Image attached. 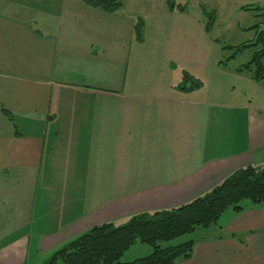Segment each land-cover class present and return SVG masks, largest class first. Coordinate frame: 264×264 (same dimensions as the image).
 Wrapping results in <instances>:
<instances>
[{"label": "crops", "instance_id": "1", "mask_svg": "<svg viewBox=\"0 0 264 264\" xmlns=\"http://www.w3.org/2000/svg\"><path fill=\"white\" fill-rule=\"evenodd\" d=\"M168 1L107 13L0 0V264L47 261L96 225L182 205L264 162V103L236 109L161 77L127 88L139 7L158 22ZM243 205L177 264H264V204Z\"/></svg>", "mask_w": 264, "mask_h": 264}, {"label": "rangeland", "instance_id": "2", "mask_svg": "<svg viewBox=\"0 0 264 264\" xmlns=\"http://www.w3.org/2000/svg\"><path fill=\"white\" fill-rule=\"evenodd\" d=\"M121 1L123 4L117 13L137 7L134 6L135 0ZM257 3L264 5L262 0H169L166 9L170 8L174 13L159 20L161 23L149 16L148 6L139 7L143 9L139 10L141 15H136L137 21L134 19V22L135 26L140 27L141 39L136 38L133 50L128 48L129 54L128 50L125 51L128 59L123 76L129 79L127 88L149 89L150 86H144L146 82L150 78L161 77L178 81V85L182 83L185 87H192L197 82L202 88L199 90L200 99L217 97L236 109L249 103H264V79L255 80L253 70L245 67L243 71L238 70L252 59L256 48L246 47L235 54V49L229 47L255 37L257 31L248 28L259 19L255 12H244L240 7ZM3 115L9 119L5 113ZM215 128L220 132L227 131L222 130L223 126ZM243 203L252 201L245 200ZM228 211L218 223L209 228L198 227L193 233L174 242L188 239L197 241L203 236L214 234L220 230L218 227L221 224L228 222ZM151 249L150 245L137 242L126 251L122 261L147 256ZM39 258L32 254L28 264L47 262Z\"/></svg>", "mask_w": 264, "mask_h": 264}, {"label": "trees", "instance_id": "3", "mask_svg": "<svg viewBox=\"0 0 264 264\" xmlns=\"http://www.w3.org/2000/svg\"><path fill=\"white\" fill-rule=\"evenodd\" d=\"M81 1L107 13L120 10L123 4L121 0ZM240 9L255 12L259 20L248 29L257 32L252 40L229 47L235 49V54L246 47L256 48L252 59L238 70L243 71L244 67L253 70L254 79L261 81L264 79V5L248 4ZM136 33L141 39L138 25ZM178 87L192 90L201 86L194 82L192 87L182 83ZM2 110L13 120L10 110L5 107ZM245 200L264 204V162L234 170L215 187L182 205L136 213L122 224L109 221L96 225L57 249L45 264H177L192 257L195 240L177 243L175 240L193 233L198 227L209 228L218 223L230 208L243 210ZM137 242L150 245L151 252L122 261L126 251Z\"/></svg>", "mask_w": 264, "mask_h": 264}]
</instances>
